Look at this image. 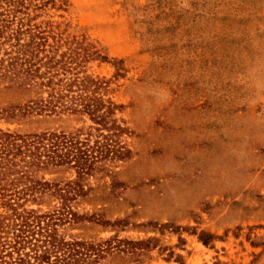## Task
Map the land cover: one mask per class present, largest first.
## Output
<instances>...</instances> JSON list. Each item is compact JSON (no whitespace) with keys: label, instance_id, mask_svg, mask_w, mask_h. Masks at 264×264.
<instances>
[{"label":"rangeland","instance_id":"1","mask_svg":"<svg viewBox=\"0 0 264 264\" xmlns=\"http://www.w3.org/2000/svg\"><path fill=\"white\" fill-rule=\"evenodd\" d=\"M42 20L86 32L126 70L110 96L124 105L130 158L90 178L76 211L127 224L81 221L64 232L154 238L143 264H180L176 255L181 264H264V0H67L64 10L47 6ZM87 72L112 78L115 69L91 61ZM13 99L0 96V105ZM80 125L0 119L17 131ZM200 231L216 238L205 245ZM102 264L136 263L114 253Z\"/></svg>","mask_w":264,"mask_h":264},{"label":"trees","instance_id":"2","mask_svg":"<svg viewBox=\"0 0 264 264\" xmlns=\"http://www.w3.org/2000/svg\"><path fill=\"white\" fill-rule=\"evenodd\" d=\"M47 6L64 10L67 0H0V96L14 98L0 105V119L73 117L81 125L71 131L0 128V264H102L114 253L143 264L141 256L157 246L154 238L87 240L64 232L81 221L127 224L79 214L76 204L91 190L90 178L111 174L130 158L125 137L131 130L119 116L124 105L110 96L113 79L126 71L124 59L109 56L86 32L70 31L67 22L37 23ZM91 61L110 63L112 78L88 73ZM64 170L74 178L46 177ZM214 238L198 235L205 245ZM173 255L170 250L166 260ZM175 261L181 264V257Z\"/></svg>","mask_w":264,"mask_h":264}]
</instances>
